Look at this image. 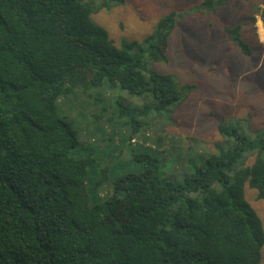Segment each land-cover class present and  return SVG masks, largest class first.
<instances>
[{
  "label": "trees",
  "instance_id": "obj_1",
  "mask_svg": "<svg viewBox=\"0 0 264 264\" xmlns=\"http://www.w3.org/2000/svg\"><path fill=\"white\" fill-rule=\"evenodd\" d=\"M229 1L197 9L209 15ZM123 2L0 0V264H259L264 229L245 186L264 199V130L249 138L221 121L223 141L181 182L162 178L144 153L104 208L90 197L93 160L78 154L59 104L97 106L103 91L120 89L145 96L143 111L168 112L193 89L146 66L167 60L183 15L171 11L141 41L115 45L92 15ZM241 25L224 32L250 56ZM112 104L119 117L132 110Z\"/></svg>",
  "mask_w": 264,
  "mask_h": 264
},
{
  "label": "rangeland",
  "instance_id": "obj_2",
  "mask_svg": "<svg viewBox=\"0 0 264 264\" xmlns=\"http://www.w3.org/2000/svg\"><path fill=\"white\" fill-rule=\"evenodd\" d=\"M203 1L124 0L92 15L119 45L141 41L171 11L182 14L167 40V60L146 66L173 74L181 85H193L180 105L168 112L143 111L145 96L134 97L120 89L103 91L97 106L59 104L61 116L76 130L78 154L86 153L93 160L87 167V187L103 208L116 179L138 173L146 164L140 156L144 153L157 159L162 178L178 183L213 152L215 143L223 141L217 129L221 121L249 138L264 130V0H230L209 15L197 9ZM237 24H242L240 34L252 51L250 56L224 32V27ZM118 98L132 108L122 117L112 104ZM88 112L98 116L92 118ZM132 126L138 127L136 132L132 133ZM245 199L264 229V199H256L248 186ZM259 264H264V245Z\"/></svg>",
  "mask_w": 264,
  "mask_h": 264
}]
</instances>
